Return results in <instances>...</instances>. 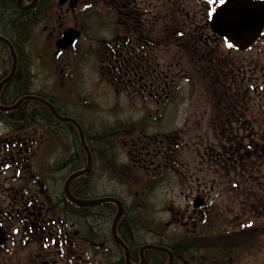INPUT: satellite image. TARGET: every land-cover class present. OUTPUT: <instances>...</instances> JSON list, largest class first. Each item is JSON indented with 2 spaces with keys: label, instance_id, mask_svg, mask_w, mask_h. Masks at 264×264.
Wrapping results in <instances>:
<instances>
[{
  "label": "flooded vegetation",
  "instance_id": "af4514ba",
  "mask_svg": "<svg viewBox=\"0 0 264 264\" xmlns=\"http://www.w3.org/2000/svg\"><path fill=\"white\" fill-rule=\"evenodd\" d=\"M224 5L0 0V264H264V28L240 49ZM168 187L140 230L135 190ZM71 197L117 199L116 233Z\"/></svg>",
  "mask_w": 264,
  "mask_h": 264
},
{
  "label": "water",
  "instance_id": "95a60500",
  "mask_svg": "<svg viewBox=\"0 0 264 264\" xmlns=\"http://www.w3.org/2000/svg\"><path fill=\"white\" fill-rule=\"evenodd\" d=\"M221 9H223V12L221 13L222 15L224 14L226 15V13L230 12L232 27L234 28V35L236 40L234 39V36L232 37H229L228 35L225 36L228 39L232 40L234 44L238 46L240 49H243L249 46L250 44H252L255 41L256 37L264 28V6L258 5L254 2L252 3L251 1L248 0H230ZM67 38L69 39L68 44L65 45L63 41L58 42L56 45L58 46V49H66L68 45H70L72 41L75 39V36H73V34L68 33L66 39ZM8 46L11 47L10 44ZM42 103L48 106L53 111V114H55L52 105H50L49 103H45L43 101ZM80 138L83 139L84 141V133L82 132L81 128H80ZM71 199L75 204L83 208L98 207V205H102L105 203L115 204L118 207V211L114 217L115 220L113 223V231L116 233L115 231L116 226L124 214V207L121 206V203L117 199L109 197V198H100L98 200H91L86 202H80L75 198L73 199L72 197ZM150 249L155 251L162 250L159 248L156 249L155 247L147 246L142 250V253ZM171 264H173L172 260H171Z\"/></svg>",
  "mask_w": 264,
  "mask_h": 264
},
{
  "label": "rangeland",
  "instance_id": "374dc122",
  "mask_svg": "<svg viewBox=\"0 0 264 264\" xmlns=\"http://www.w3.org/2000/svg\"><path fill=\"white\" fill-rule=\"evenodd\" d=\"M38 42V40H37ZM37 42L35 41L34 44H37ZM87 68H89V66H85ZM91 76V75H90ZM114 97L115 96H110L107 95L104 98H101L100 101L101 103H103L105 105V107L107 106H112L115 102H114ZM184 111V110H183ZM108 131V129H97L95 132L97 134L99 133H103ZM261 137L264 136V131H260L259 132ZM253 133L247 132L245 135L246 137H248L249 135H252ZM252 168H249L248 172L251 170ZM258 170V169H257ZM255 168L252 169V171H257ZM263 174H264V169H263ZM143 176V175H142ZM252 186H249V190H250V201L251 202H257L258 203V199H259V189L256 188V185H254L253 189L251 190ZM101 189L104 190V192L108 193H101V194H117L119 195L120 199H125L126 201H128L131 197L129 190H127L125 187H121L119 190L117 188H114L113 186H109V184H106L104 187L101 186ZM117 189V190H116ZM152 197L150 198V202H152L155 212H154V219L156 221H158L160 224L167 222L168 221V216L167 214H165V208L168 207V205L170 203H174L175 205H177L178 207L183 206L184 202H183V197L180 196V189L178 190V188L176 187H168V188H157L155 192L152 193ZM255 200V201H254Z\"/></svg>",
  "mask_w": 264,
  "mask_h": 264
},
{
  "label": "trees",
  "instance_id": "16d2710c",
  "mask_svg": "<svg viewBox=\"0 0 264 264\" xmlns=\"http://www.w3.org/2000/svg\"><path fill=\"white\" fill-rule=\"evenodd\" d=\"M14 19V16L12 13H10L9 20L12 22ZM112 132H103V133H96V137H107L112 136ZM123 176H120L122 179ZM157 188H138L135 190V194L137 195V204L139 206L137 216L139 218V229L140 230H146L147 228H158L162 227V224H160L158 221H156L154 218V206L152 202H150V198L152 197V193L156 191ZM133 192H131L132 195ZM94 196V194L92 195ZM105 209V208H104Z\"/></svg>",
  "mask_w": 264,
  "mask_h": 264
},
{
  "label": "snow or ice",
  "instance_id": "6c2138e0",
  "mask_svg": "<svg viewBox=\"0 0 264 264\" xmlns=\"http://www.w3.org/2000/svg\"><path fill=\"white\" fill-rule=\"evenodd\" d=\"M215 2H216V0H208V3H215ZM225 3H226V0H219V5H224ZM222 12H223V9H221L220 12H216L215 15H216L217 17H219V16L221 15ZM206 13H207V16H208L209 18L213 17V12H212V11H208L207 8H206ZM227 47H228L229 49H231V48L233 47V44L228 43V44H227Z\"/></svg>",
  "mask_w": 264,
  "mask_h": 264
}]
</instances>
